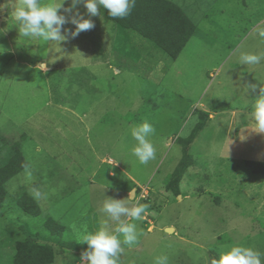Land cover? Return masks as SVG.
I'll return each instance as SVG.
<instances>
[{
    "label": "rangeland",
    "instance_id": "374dc122",
    "mask_svg": "<svg viewBox=\"0 0 264 264\" xmlns=\"http://www.w3.org/2000/svg\"><path fill=\"white\" fill-rule=\"evenodd\" d=\"M169 1L193 22L189 39L172 35L160 48L107 21L102 8L90 16L81 3L77 8L94 27L73 37L75 25L65 24L68 38L45 56L34 53L52 42L27 46L10 10H0V166L12 156L11 146L22 143L31 171L29 177L20 169L3 184L0 264H12L18 242L47 234L46 216L66 226L63 240L78 246L62 248L41 236L55 251L51 264H82L88 246L78 238L107 219L99 202L105 195L126 199L131 189L136 198L129 206L148 207L142 221L128 219L142 235L123 246L121 264H153L159 255L168 264H211L233 244L264 253V174L245 165L264 162V133L255 131L251 116L264 87V59L240 61L241 53L264 55L257 31L264 29V0ZM145 119L155 128L156 147L146 166L131 154L130 135ZM199 124L192 144L177 142ZM185 152L193 164L175 196L166 185ZM33 186L46 193L36 200L38 217L18 205Z\"/></svg>",
    "mask_w": 264,
    "mask_h": 264
},
{
    "label": "clouds",
    "instance_id": "9594fccd",
    "mask_svg": "<svg viewBox=\"0 0 264 264\" xmlns=\"http://www.w3.org/2000/svg\"><path fill=\"white\" fill-rule=\"evenodd\" d=\"M6 0L0 4V10H10L9 18L14 21L18 28L19 38H26L28 45H44L52 42V47L44 53H34L42 56L48 51H55L53 45H59L68 37L62 33L63 26L67 23L75 25V31L71 32L73 37L80 32L90 30L94 27L91 19H86L79 11L77 5L83 3L90 16L99 14V10L106 9L111 18H123L130 14L135 7L136 0ZM63 10V12L61 11ZM63 13H74L66 17ZM64 31H68L65 29ZM258 35L264 40V29H258ZM5 51L0 49V54ZM264 59V55L258 53H241L240 61L243 65H257ZM40 68L47 69L46 62L38 64ZM251 116L255 122V131L264 133V87L260 94L254 99ZM155 128L147 120L130 127V135L135 143L132 145L131 154L141 165H148L156 158V147L151 140ZM26 175L31 176V171L25 166ZM33 199L39 201L46 198V193L38 186L29 190ZM105 199L99 202V211L107 219L103 226L94 231H85L77 240L88 248L80 256L82 264H121V255L124 245L133 246L142 235V229L136 223L128 222L142 221L145 218L147 205L138 201L129 206V200H135V189H131L126 199H117L105 195ZM114 222V227H109L108 222ZM264 253L251 246L240 244L226 245L219 252V259L212 258L211 264H264ZM153 264H168L167 255L154 257Z\"/></svg>",
    "mask_w": 264,
    "mask_h": 264
},
{
    "label": "trees",
    "instance_id": "16d2710c",
    "mask_svg": "<svg viewBox=\"0 0 264 264\" xmlns=\"http://www.w3.org/2000/svg\"><path fill=\"white\" fill-rule=\"evenodd\" d=\"M103 16L107 21L117 24L124 30L136 32L160 48L165 47L172 35L189 39L195 30L193 22L186 13L169 0H136L135 7L130 14L123 18H111L106 9H103ZM202 128L201 124L196 125L187 138L179 137L177 142L184 144V146L192 144ZM25 140L26 136H21V141L24 142ZM21 149L22 143L12 145V156L4 165L0 166V205L4 199L3 184L28 164ZM192 164V156L185 152L183 159L179 162L166 185L167 191L172 192L175 196L180 194V183ZM245 165L253 174H264V162L245 161ZM18 205L23 212L34 217H38L41 212L37 201L26 192L19 198ZM44 219L47 234H41L42 237L49 238L62 248L78 250L77 244L67 243L63 240L64 232L67 230L66 226L61 225L51 216H46ZM41 236L40 234L30 235L18 242L12 264H51L54 261L55 251L51 244L39 241ZM216 259H219L218 256Z\"/></svg>",
    "mask_w": 264,
    "mask_h": 264
},
{
    "label": "crops",
    "instance_id": "0c3cea01",
    "mask_svg": "<svg viewBox=\"0 0 264 264\" xmlns=\"http://www.w3.org/2000/svg\"><path fill=\"white\" fill-rule=\"evenodd\" d=\"M102 102V101H101ZM107 113V111H104V113ZM88 115V113L87 114H84L83 116H87ZM103 119V118H102ZM104 119H105V117H104ZM103 119V120H104ZM98 120H100V119H98ZM101 121V120H100ZM95 123H97V120L95 121ZM110 123H111V121L110 122H108V124L107 123H105V125H110ZM87 124V126H88V129L91 127V124H88V123H86ZM56 159V158H55ZM113 173H111V175H112Z\"/></svg>",
    "mask_w": 264,
    "mask_h": 264
}]
</instances>
